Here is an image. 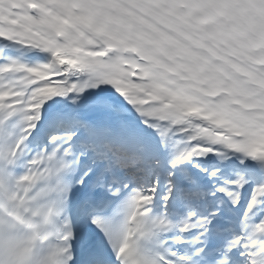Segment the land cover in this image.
Returning a JSON list of instances; mask_svg holds the SVG:
<instances>
[{"label": "snow or ice", "instance_id": "snow-or-ice-1", "mask_svg": "<svg viewBox=\"0 0 264 264\" xmlns=\"http://www.w3.org/2000/svg\"><path fill=\"white\" fill-rule=\"evenodd\" d=\"M0 264H264V0H0Z\"/></svg>", "mask_w": 264, "mask_h": 264}]
</instances>
